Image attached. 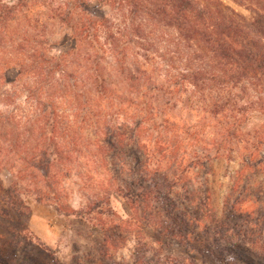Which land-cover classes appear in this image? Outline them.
<instances>
[{"label": "trees", "instance_id": "obj_1", "mask_svg": "<svg viewBox=\"0 0 264 264\" xmlns=\"http://www.w3.org/2000/svg\"><path fill=\"white\" fill-rule=\"evenodd\" d=\"M243 1L251 19L224 0H96L114 11L103 18L86 9L92 0H0V218H27V198L66 216L121 218L112 203L122 197L128 218H158L163 210L185 239L197 233L196 241L210 252L218 241L245 259L234 239L257 241L231 222L239 203L212 226L214 214L207 223L210 212L203 208L208 194L194 209V189L189 182L180 188L186 173L207 174L215 158H228L235 147L249 153L245 166L264 164L256 161L264 152V0ZM39 6L48 8V20L40 18ZM56 25L78 40L74 56L51 55ZM131 45L138 48L134 55ZM107 52L117 58L115 75L105 64ZM10 74L15 77L7 82ZM179 108L198 113L203 123L196 129L181 125ZM121 117L132 127L118 122ZM209 121L217 133L206 142ZM17 165L12 184L4 186V167ZM92 167L120 174L128 167L140 176L118 180L111 174L104 184ZM79 183L86 201L75 210L67 199ZM200 183L205 188L208 179ZM191 218L204 229L192 227ZM100 225L112 236L120 223ZM164 225L159 232L174 240L179 230ZM25 230L12 231L14 249ZM7 249L0 248V264H19Z\"/></svg>", "mask_w": 264, "mask_h": 264}, {"label": "rangeland", "instance_id": "obj_2", "mask_svg": "<svg viewBox=\"0 0 264 264\" xmlns=\"http://www.w3.org/2000/svg\"><path fill=\"white\" fill-rule=\"evenodd\" d=\"M6 1L12 2V0ZM62 1L53 0V5H58ZM224 2L246 18L251 19L254 15L246 9V2L243 0H224ZM77 5L81 10L82 4L79 2ZM47 9L44 6L37 8L36 11L41 19L48 20ZM86 9L89 10L92 16L97 18L111 17L114 14L111 7L102 6L96 0H92L90 6H87ZM56 27L54 34L52 32L49 38L52 45L51 55L74 56L78 40L76 42L71 39L69 37L70 32L65 27L61 28L59 25H56ZM166 39L164 37V40ZM154 40L159 45L157 34L154 35ZM160 47H163L164 51L167 49L163 44ZM137 49L133 45L129 46V55H134ZM97 51L94 50V52ZM103 56L108 70L114 73L118 67L117 58L109 52L103 53ZM151 56H158V54L153 52ZM1 58L2 56H0ZM139 59L142 60V57H139ZM13 77L15 75L10 74L6 81L11 82ZM4 87V89H8L9 85ZM23 99L21 98L20 101L22 102ZM0 109H3V106L0 105ZM175 114L176 120L181 125L183 123L190 128L196 129L200 123H203V119L200 118L201 116L198 113L192 114L179 108L175 110ZM263 119H260L259 122H264ZM118 122H124V124L131 127L133 125V123L128 124V121H125L123 117L119 118ZM211 124L213 123L210 121L206 122L203 135L206 142L214 138L217 133L215 126H211ZM250 127L252 128V126ZM240 147L244 148L245 145L242 143ZM245 154L249 153L244 149L241 150L235 147L234 152L228 158H215L210 163L211 169L207 174H198L196 170L186 173V182L181 183L180 186L181 188L189 182L194 189V195L192 194L191 197V200H194V203L196 202L194 209H200L199 196L208 194L207 196L210 197L207 203L208 206L205 209L203 205V208L204 212H210L208 219L205 220L207 223H212L215 218L212 226H216L219 220L224 219L229 211L232 213L231 206L236 202L239 203H236V212H233L235 214L231 217V222L243 226L241 231L238 229L240 234L251 235L257 241L256 245L253 244V241L234 239L239 252L244 253L245 259H240V257L231 253L226 248L227 246L225 247L223 243L218 241L212 244L214 251L210 252L209 249L205 248L203 242L196 241L195 236H199L197 233H188L186 234L188 237L185 239L183 237L184 229H181L180 226V229H178L174 224L170 226L171 219L167 217L166 214L168 213H165L162 209L160 212L162 215L158 218H147V214H143L141 218H128L131 211L126 200L122 197L117 198L112 203L121 218H90V215L81 217L77 214L66 216L59 214L52 205L39 203L34 198H27L26 200L31 209V213L27 218H20L14 214L12 218H0V248H8L10 255L12 252V258H17L19 264H224L225 261L229 264H264V164L256 169L245 166L243 160ZM257 156V160L255 159L257 162L261 159L264 160V152H260ZM83 160H85L84 162L87 161L81 159L80 162ZM18 167L19 165L4 167L1 174L4 186L12 184ZM122 169L121 174L113 167H92L91 171L93 176L104 184L110 181L111 174L116 176L118 180H124V178L129 180V177L138 179L140 176L139 171L135 169L132 173L128 167ZM203 178L208 179V188L201 187L200 180ZM78 186H80V183L75 188L71 187L70 197L67 199L70 208L75 210L83 209L86 201L85 193L78 189ZM180 208L183 209L181 205ZM189 210L191 213L192 209L189 208ZM211 214H214L213 219H211ZM191 219L194 220L192 227H198L199 231L204 229L203 226L196 224L195 220L197 218ZM112 220L119 222L120 225L118 226L119 230L117 228L112 229L114 232L111 236L105 233L103 226L100 224H106ZM161 222L165 223V228L168 226L171 227L170 230H176L174 231L175 234L179 230V235L171 240L165 236L164 231L161 234L159 232V228H163ZM24 227H26V230ZM21 229L25 230L22 236L18 237L22 244L14 249L16 243H10L12 231ZM237 237L236 235L235 238ZM212 241L211 239L210 242L212 243ZM15 242H18V240L15 239ZM195 243H198V247H194ZM223 247L226 250H223ZM201 250L208 252L203 254Z\"/></svg>", "mask_w": 264, "mask_h": 264}]
</instances>
